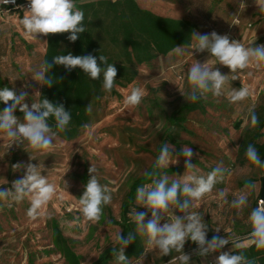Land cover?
<instances>
[{
	"label": "rangeland",
	"instance_id": "374dc122",
	"mask_svg": "<svg viewBox=\"0 0 264 264\" xmlns=\"http://www.w3.org/2000/svg\"><path fill=\"white\" fill-rule=\"evenodd\" d=\"M91 1L97 0L75 3ZM135 1L141 8L157 15L193 22L196 25L194 33L215 31L227 34L230 40L241 42L245 47L252 46L253 42L264 45V14L258 12L255 0ZM26 10H11L0 15V75L18 95L22 90L28 93L24 102L31 107L33 101H38L39 94L35 93L42 87L32 74L43 63L46 37L38 34L37 38H27L24 35L20 20ZM194 44L192 39L190 45L183 46V54L174 49L167 55L136 65L133 81L124 86L115 85L116 93L103 87L102 95L87 104V107L91 104V111H86L89 118L86 125L71 139L58 134L52 148L42 154L32 153L36 160H29V153L23 146L13 145L8 149V141L0 139V189L11 188L12 182L24 175V169L14 170L13 165L29 162L41 165L44 168L42 174L47 175L58 189L57 195L42 209L44 214L36 219L27 216V199L12 207L0 201V264H94L104 250L117 244L115 237L122 228L114 221L120 220L121 205L130 185L155 165L159 148L164 143L173 146L174 157L184 146L189 147L193 152L191 163L196 165L198 174L206 175L217 164L229 170L210 194L195 202L192 210L203 215V221L208 225L207 239L214 235L227 238L228 234L238 239L206 256L197 254L195 242L186 241L183 252L190 255L189 264H215L221 252L251 243L248 217L259 197L264 169L251 164L246 152L241 153L240 145L253 135V127L245 123L248 107L255 105L258 116L264 112V68L250 66L238 70L235 74L238 78L231 81L232 73L228 67L214 65V69L230 75L232 88L246 86L252 95L242 102L230 103L226 96L215 97L209 93L206 100L199 99V108L184 110L183 106L191 103L180 92L188 91V68L195 61L204 63L211 59L208 52L192 49ZM108 49L111 53L118 52L111 45ZM210 63L217 61L213 58ZM134 87L141 88L145 97L138 106L131 107L125 104V98ZM14 115L23 122V113L15 112ZM237 121H240L239 128L234 127ZM261 131L264 132V127ZM262 140L264 138L259 137L255 142ZM92 165L97 169L100 183L112 192V202L103 207L98 222L87 221L79 205ZM153 172L167 174L170 182L180 179L187 174L183 155L178 156L177 163H170L164 169L154 167ZM154 178L158 177L152 175L147 184ZM248 183H255L257 189L251 192L247 206L238 213L230 203L241 191H247L245 185ZM220 190H225L229 203H223L218 197ZM135 205L137 212L147 213V223L151 212L139 206L136 199ZM172 214L182 215L178 209ZM168 218L171 219L170 214ZM165 222L167 217L161 221L162 224ZM55 226L61 234L58 243L54 239ZM216 228H220L218 233ZM139 237L144 254L145 238ZM177 255L175 251L166 256L147 251L142 264H169ZM129 259L132 264H137V258L130 256ZM106 264H115V259Z\"/></svg>",
	"mask_w": 264,
	"mask_h": 264
},
{
	"label": "clouds",
	"instance_id": "9594fccd",
	"mask_svg": "<svg viewBox=\"0 0 264 264\" xmlns=\"http://www.w3.org/2000/svg\"><path fill=\"white\" fill-rule=\"evenodd\" d=\"M15 3V0H0V4L7 5ZM258 12L264 14V0H255ZM245 7V6H244ZM20 24L24 29L27 38H37L38 34L47 36L49 34L68 33L67 39L75 42L79 34L86 31L85 13L76 6L75 0H28V9L24 11ZM192 38L195 44L192 49L197 52H208L211 59L204 63L195 61L187 70L188 91L181 94L187 101L196 102L199 99H207L211 93L215 97L226 96L230 103H239L248 99L251 90L242 86L239 89L231 87L230 82L238 78L235 75L238 70H244L250 66L255 69L264 68V45H253L245 47L241 42L230 40L227 34L221 35L215 31L209 34L194 33ZM175 51L183 54V46H176ZM213 58L217 63H210ZM98 60L100 63H98ZM49 61H44L33 71L32 78L41 86L52 87L54 80L51 73L53 65H63L71 72L80 68L90 79H103V87L111 91L115 85L117 69L104 55L98 58L92 54L79 56L57 55ZM220 64L231 70L230 75L222 74L214 65ZM40 95V92L35 93ZM28 96L26 91L19 95L7 87L0 88V102L6 107L0 111V139L8 141V149L13 145L23 146L29 153V160H36L32 153H43L44 150L54 146L58 134L67 129L71 121V113L64 105L54 104L43 98L31 104L25 103ZM145 92L134 87L125 98V104L131 107L138 106ZM11 101V104L9 102ZM24 114L23 122L16 115V109ZM91 111V104L85 109ZM54 118L55 127L49 124V119ZM245 123L255 127L259 123V117L255 105H250L245 115ZM173 146L164 143L155 161L157 169L168 168L169 164L178 162V156L183 155L187 174L180 176L170 182V177L160 172H153L152 183L145 184L136 189V203L151 212V218L145 223L146 212H137L134 208L130 216L136 224L135 234L143 236L144 245L147 251H157L162 256L169 255L174 251L178 253L169 264H189L190 255L183 252L186 241L191 240L197 245L196 252L200 256H206L223 249L232 240L238 239L235 236L227 235V238L214 235L207 239L208 225L203 221V215L192 209L195 202L210 194L217 183L224 180L228 169L217 164L210 172L198 174L196 165L191 163L193 152L184 146L180 154L173 156ZM247 160L256 167L264 169V161L260 159L257 149L253 144L246 148ZM14 170L24 169V175L13 181L11 188L0 189V201L6 202L8 207L18 204L24 200L29 201L27 216L31 219L43 215L42 209L52 200L58 192L57 185L50 182L47 175H43L44 168L41 165H34L31 162L17 163L13 165ZM89 179L85 185L83 195L79 198L80 211L87 221L98 222L103 214V207L112 202L111 189L100 183L97 169L91 166L88 169ZM65 182V181H64ZM67 184L65 182V188ZM247 191H241L230 203V207L243 210L248 204V196L257 189L255 183L245 185ZM218 197L223 203H229L226 199L225 190H220ZM62 198V197H61ZM182 198V199H181ZM178 209L182 215L172 214ZM169 214L171 219L169 220ZM167 217V222L161 221ZM251 227L249 239L251 244L258 250L264 249V200H260L248 217ZM220 228H216L218 233ZM132 233L125 238L121 231L116 234L115 240L119 247L112 248V256L115 264H132V261L125 255V248L133 241ZM144 254L137 258V264H142ZM215 264H254L253 260L246 258L243 254H229L221 252L216 258Z\"/></svg>",
	"mask_w": 264,
	"mask_h": 264
},
{
	"label": "trees",
	"instance_id": "16d2710c",
	"mask_svg": "<svg viewBox=\"0 0 264 264\" xmlns=\"http://www.w3.org/2000/svg\"><path fill=\"white\" fill-rule=\"evenodd\" d=\"M78 1L80 0H75V2ZM76 6L85 13L86 31L79 34L75 42L67 39L68 33L45 36L43 62L52 63L53 57L69 53L74 56L92 54L97 58L104 55L108 63H112L117 69L115 85L119 86L133 81L136 76V65L148 63L159 55H167L176 46L190 45L196 29V25L189 20L157 15L148 9L141 8L135 0H97L76 3ZM109 45L116 48L118 52L111 53L108 49ZM98 63H100L99 60ZM49 75L52 76L54 84L52 87H41L38 101L46 98L57 105L62 103L71 113V121L67 129L59 133L63 138L71 139L88 122L89 118L85 109L91 99L102 95L103 79L101 77V79L92 80L78 67L69 72L63 65H53ZM4 87L11 89L0 75V88ZM114 88L111 90L112 93H116ZM199 104L197 100L184 105L183 109L195 110L199 108ZM4 108V103L0 102V111ZM15 112L22 114L19 108ZM258 117L259 123L253 127L252 138H245L241 142L240 151L246 152L247 146L253 144L260 159L264 160V140L261 143L255 142L259 137L264 138V132L261 131L264 127V112ZM48 122L55 127L54 118H50ZM234 127L239 128L240 121L235 122ZM153 170L154 166L132 181L127 198L121 205L120 220L114 221L121 226L123 237L127 238L129 233L133 234V241L125 248V255L128 258L130 256L138 258L143 254L140 237L135 234L136 224L129 217V213L136 207V189L151 181ZM258 198L254 207L257 206ZM54 228V239L58 243L61 240V234L57 226ZM113 247H119V245L116 244ZM113 247L104 250L94 264H106L110 261L113 258ZM226 252L243 254L246 258L253 260L254 264H264V249L258 250L251 243L234 247Z\"/></svg>",
	"mask_w": 264,
	"mask_h": 264
},
{
	"label": "built area",
	"instance_id": "2783aa9c",
	"mask_svg": "<svg viewBox=\"0 0 264 264\" xmlns=\"http://www.w3.org/2000/svg\"><path fill=\"white\" fill-rule=\"evenodd\" d=\"M28 9V1H21V0H15V3H9L7 5L4 4H0V15H2L3 13H7L11 10H15V11H22ZM260 202V199H258L257 204Z\"/></svg>",
	"mask_w": 264,
	"mask_h": 264
},
{
	"label": "water",
	"instance_id": "95a60500",
	"mask_svg": "<svg viewBox=\"0 0 264 264\" xmlns=\"http://www.w3.org/2000/svg\"><path fill=\"white\" fill-rule=\"evenodd\" d=\"M259 199L264 200V177H262L261 180V188H260V193H259Z\"/></svg>",
	"mask_w": 264,
	"mask_h": 264
},
{
	"label": "crops",
	"instance_id": "0c3cea01",
	"mask_svg": "<svg viewBox=\"0 0 264 264\" xmlns=\"http://www.w3.org/2000/svg\"><path fill=\"white\" fill-rule=\"evenodd\" d=\"M228 250H231V248H230V249H228ZM228 250H227V251H228ZM217 257H218V256H217ZM217 257H216V258H217ZM169 262H170V261H169Z\"/></svg>",
	"mask_w": 264,
	"mask_h": 264
}]
</instances>
